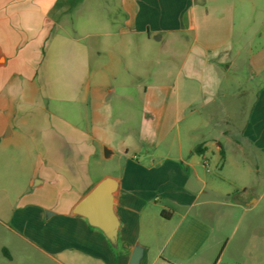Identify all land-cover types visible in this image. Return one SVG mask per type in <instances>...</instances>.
Listing matches in <instances>:
<instances>
[{
	"label": "crops",
	"instance_id": "0c3cea01",
	"mask_svg": "<svg viewBox=\"0 0 264 264\" xmlns=\"http://www.w3.org/2000/svg\"><path fill=\"white\" fill-rule=\"evenodd\" d=\"M83 4L84 33L73 19ZM239 4L255 10V0H0V264H264V48L243 54ZM126 49L153 71L120 78L118 94L114 73L92 63L105 52L109 69ZM125 92L146 118L120 130L100 109ZM141 142L155 152L138 153ZM92 157H116L119 170L94 175ZM211 157L218 170H206ZM106 177L117 181L115 245L74 211Z\"/></svg>",
	"mask_w": 264,
	"mask_h": 264
},
{
	"label": "rangeland",
	"instance_id": "374dc122",
	"mask_svg": "<svg viewBox=\"0 0 264 264\" xmlns=\"http://www.w3.org/2000/svg\"><path fill=\"white\" fill-rule=\"evenodd\" d=\"M84 8H85L84 4L79 6L78 10L73 15V19L75 20V27H76L75 29L78 32H83V33L85 32V27H86ZM235 39L238 42L242 41V42H245V44L249 43L248 44L249 47L242 49L243 54H246V55H249V54L257 55L264 48V0H255V10L254 11H251L249 7H247V5L244 6L242 4H239L237 8V14H236V20H235ZM102 42H103V39L101 40L99 39V44L101 46L98 48H94V49H99V52H101ZM154 52H156V49H154ZM95 53H97V50H95ZM125 54H126L125 55L126 57H125V60H123L124 62H122L121 64L113 63L110 65L111 67H109V69H108L109 59L105 52L101 53V56L95 59L94 63H92L93 69L99 73V76H102L109 72L114 73L117 79L116 81H112V84L116 88L117 93L121 92L120 91L121 88L118 85H116L119 82L120 78H121L120 80H122V77L124 78L126 76L127 77L126 81L128 83V82L133 81L130 78H132L131 76L134 70H140L141 74L144 76H149V74H151L153 71V69L149 70L147 68V65L145 64H142V65L131 64L129 60L131 56H129L130 51L128 49H126ZM164 57H167V56L161 55L158 58L160 59V61L162 60L160 62L161 64H159L158 66L153 65L154 68L157 67L156 69L159 72H161L162 70L161 67L164 66L165 64ZM175 65H177V63L173 62L172 66L175 67ZM169 70L171 73L175 72L173 68L171 67ZM243 76L244 75L238 78L240 82L243 79ZM153 80L154 79H150L148 77L147 80L143 79L141 81L151 82ZM123 94H124L123 99L117 100L113 98L112 101L104 103L103 108L100 109V113H102L103 115L109 118V126L119 120L123 121V125L119 128L120 130H124L127 128L129 129L131 125L133 126L134 122L136 121L140 122L142 121V119L146 118L145 113L139 109L140 101L138 100V98L130 102L128 101V99L124 98V97L128 98V96L130 95L127 94V92ZM84 107L86 108V111L89 116V120L91 121L93 119V113L90 109V104L86 102ZM242 120H243V116H241V118H238V123L240 125L242 124ZM97 128L100 131L105 130L104 125L103 126L100 125ZM131 129H133V127ZM137 129L142 130L143 127H138ZM112 143L113 145H116L118 141L113 140ZM137 146H138V151H139L138 153H144L145 151H148L150 153L155 152L153 145L150 143L141 142L140 144H137ZM227 157H228L227 158L228 163L223 169L224 171L222 172V176L225 179H230L233 176V172L231 170H234V168L231 166V162L233 159V153H231L230 150H227ZM214 161H215L214 158L211 157V161L209 162V166L207 167L206 170H218L214 167V163H215ZM86 167H87V170H92L94 175L101 173L103 170H119L116 157H111L107 159H98L97 157H92L89 159ZM224 188L229 189L227 183H224ZM227 235L229 234L227 233Z\"/></svg>",
	"mask_w": 264,
	"mask_h": 264
},
{
	"label": "water",
	"instance_id": "95a60500",
	"mask_svg": "<svg viewBox=\"0 0 264 264\" xmlns=\"http://www.w3.org/2000/svg\"><path fill=\"white\" fill-rule=\"evenodd\" d=\"M109 151L103 150L107 157ZM117 181L106 177L98 182L76 205V214L84 217L90 226L105 234L112 245L117 242L118 219L114 212ZM136 255L133 257V261Z\"/></svg>",
	"mask_w": 264,
	"mask_h": 264
},
{
	"label": "trees",
	"instance_id": "16d2710c",
	"mask_svg": "<svg viewBox=\"0 0 264 264\" xmlns=\"http://www.w3.org/2000/svg\"><path fill=\"white\" fill-rule=\"evenodd\" d=\"M221 157L223 158V153H221Z\"/></svg>",
	"mask_w": 264,
	"mask_h": 264
}]
</instances>
